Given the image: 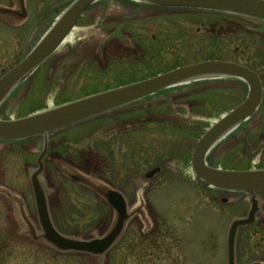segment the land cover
I'll use <instances>...</instances> for the list:
<instances>
[{"label": "rangeland", "instance_id": "obj_1", "mask_svg": "<svg viewBox=\"0 0 264 264\" xmlns=\"http://www.w3.org/2000/svg\"><path fill=\"white\" fill-rule=\"evenodd\" d=\"M24 1L26 22L0 14V76L20 62L56 18L51 14L36 26L41 13L72 0ZM140 8L141 17L124 28V35L131 36L122 44L110 33L137 5L129 0L93 3L77 21L72 43L58 47L1 104L0 120L23 118L178 67L230 61L258 74L262 102L216 143L206 161L224 170L264 169V148L258 151L264 144L263 22L211 10ZM247 93L239 79L194 81L45 136L0 140V264H226L229 224L246 216L249 196L198 185L191 156L201 136ZM45 140L39 178L60 233L91 239L110 230L115 213L94 189L101 185L121 191L130 210L142 209L102 257L62 253L29 233L26 220L41 233L30 175ZM155 167L160 171L145 178ZM258 199L254 224L237 234V264L264 261V193Z\"/></svg>", "mask_w": 264, "mask_h": 264}, {"label": "water", "instance_id": "obj_2", "mask_svg": "<svg viewBox=\"0 0 264 264\" xmlns=\"http://www.w3.org/2000/svg\"><path fill=\"white\" fill-rule=\"evenodd\" d=\"M96 0H72L64 5L53 24L43 33L37 43L20 60V62L0 77V104L10 92L22 83L52 53L74 27L83 11ZM139 4H150L165 7H178L219 11L261 20L264 24V0H134ZM11 14L10 8L0 6V14ZM23 13L21 18H25ZM121 26L109 38L120 36ZM236 78L248 86L246 99L229 113L223 115L198 140L191 156V168L196 183L219 190L241 192L249 196L250 208L244 218L231 221L226 234V264L236 262V238L239 228H245L255 221L260 211L258 193L264 192V169L244 171L223 170L207 164L206 157L214 145L232 129L252 117L262 99V83L257 73L244 65L220 60H207L159 74L152 78L126 86L89 95L66 102L54 108L32 113L16 120H0V140H22L37 135L59 130L80 123L111 109L120 107L160 90L184 83L203 79ZM46 143V141H45ZM264 144L258 147V151ZM44 146L37 159V169L30 175V184L41 233L36 234L32 225L26 220L29 233L34 241L44 240L50 247L62 253H80L102 257L108 253L120 239L129 219L142 215V209L127 206L124 196L114 189L101 185L94 188L102 195L114 210L115 220L110 230L102 236L91 239H78L60 233L53 225L45 195L40 182L43 168L42 156ZM159 167L152 169L147 177L157 173ZM76 179V178H74ZM88 183L86 179L79 181ZM4 190L3 188H0ZM223 201H226L225 199ZM19 203V202H18ZM20 205V213H24ZM249 264H264V261H252Z\"/></svg>", "mask_w": 264, "mask_h": 264}, {"label": "flooded vegetation", "instance_id": "obj_3", "mask_svg": "<svg viewBox=\"0 0 264 264\" xmlns=\"http://www.w3.org/2000/svg\"><path fill=\"white\" fill-rule=\"evenodd\" d=\"M98 1H102V0H98ZM6 2L9 4V5H12L13 4V1L12 0H9V2H8V0H6ZM97 2V1H96ZM95 3V2H94ZM129 3H132V4H135V5H137V9H136V11L129 17H124V20L122 21V23H121V25L125 22V20H126V23L124 24V27H123V29H121V31H120V36L121 37H124V40H121L120 38H114L115 40H118L120 43L122 42V44H125L126 43V40L131 36V33H127V35H124V28L126 27V25H127V23L128 22H130V21H132V20H135V19H138V18H140L141 17V11H142V9L140 8V6L138 5V4H136V3H134V2H130L129 1ZM56 4H59V2H56V3H54L53 5H56ZM93 4V3H92ZM91 4V5H92ZM91 5L90 6H88L86 9H85V11L83 12V14L80 16V18L84 15V13L91 7ZM142 7V6H141ZM50 15H48L46 18H44L43 20H45V19H47L48 17H49ZM80 18H79V20H80ZM129 18H131V19H129ZM78 20V21H79ZM121 25H119L115 30H113L111 33L113 34V33H116V31L118 30V28L121 26ZM110 33V34H111ZM126 36H127V38H126ZM155 94H157V93H155ZM45 154H46V152H45ZM44 154V155H45ZM70 165H72V164H70ZM102 182H103V180H102ZM105 182V181H104ZM106 183V182H105ZM108 184V183H107Z\"/></svg>", "mask_w": 264, "mask_h": 264}, {"label": "bare ground", "instance_id": "obj_4", "mask_svg": "<svg viewBox=\"0 0 264 264\" xmlns=\"http://www.w3.org/2000/svg\"><path fill=\"white\" fill-rule=\"evenodd\" d=\"M131 2H133V1H131ZM73 31H74V30H72V31L69 33V35H68V36L62 41L60 47H64L65 45H70V44L72 43V41H73V36H74ZM171 88H173V86H172Z\"/></svg>", "mask_w": 264, "mask_h": 264}, {"label": "trees", "instance_id": "obj_5", "mask_svg": "<svg viewBox=\"0 0 264 264\" xmlns=\"http://www.w3.org/2000/svg\"><path fill=\"white\" fill-rule=\"evenodd\" d=\"M262 242H263V240H262Z\"/></svg>", "mask_w": 264, "mask_h": 264}]
</instances>
